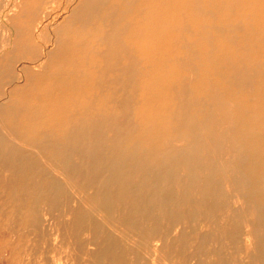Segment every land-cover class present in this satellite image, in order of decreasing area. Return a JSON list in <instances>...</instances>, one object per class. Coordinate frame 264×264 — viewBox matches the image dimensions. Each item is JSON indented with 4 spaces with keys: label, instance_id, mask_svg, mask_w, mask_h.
Listing matches in <instances>:
<instances>
[{
    "label": "bare ground",
    "instance_id": "1",
    "mask_svg": "<svg viewBox=\"0 0 264 264\" xmlns=\"http://www.w3.org/2000/svg\"><path fill=\"white\" fill-rule=\"evenodd\" d=\"M46 1L0 0V264H264V0H79L51 48Z\"/></svg>",
    "mask_w": 264,
    "mask_h": 264
},
{
    "label": "rangeland",
    "instance_id": "2",
    "mask_svg": "<svg viewBox=\"0 0 264 264\" xmlns=\"http://www.w3.org/2000/svg\"><path fill=\"white\" fill-rule=\"evenodd\" d=\"M79 0H75V4H72L71 6H69V3H67V0H62V1H60L59 2V5L57 4V6H56V8L54 9V10H52L50 13H49V18H48V21H47V26H44L43 27V34L45 35H43L42 33H41V38L43 39V40H45L46 38L48 39V38H51L52 40H51V42L48 44V43H46L45 44V48H48L49 46H50V48L53 46V44L55 43V37H54V35H53V31H55V29L57 28V27H59L62 23H63V21L69 16V13H70V10H72L74 7H75V5L77 4V2H78ZM50 2H51V0L49 1L48 0V2L46 1V2H44V4H43V6H42V8H41V10L39 11V14H38V16L37 17H39L38 18V20L40 21L42 18H41V15H42V13H43V11H44V9L47 7V6H49L50 5ZM62 2V3H61ZM59 6V7H58ZM62 6V7H61ZM69 6V7H68ZM64 8V9H63ZM59 9V10H58ZM70 9V10H69ZM67 10V11H66ZM69 11V12H68ZM42 12V13H41ZM63 12V13H62ZM67 13V14H66ZM61 14V15H60ZM59 15V16H58ZM52 18V19H51ZM57 20H56V19ZM62 18V19H61ZM53 20V21H52ZM56 22H55V21ZM61 20V21H60ZM57 22H59V23H57ZM49 23V24H48ZM55 23H57V24H55ZM54 26V27H53ZM52 33V34H51ZM49 45V46H48ZM249 154L248 153H244V155H243V157H245V158H247V156H248ZM248 172V174H247V176H248V178H249V176H250V173H249V171H244L243 170V173L244 174H246ZM261 178H264L263 176H261ZM262 186L260 185V186H258L257 184H255V186L252 188V190H253V192H252V197H251V202H253L256 206H257V208H259L260 209V207H264V202H263V199H261L260 197H259V194H258V191H262ZM254 190L257 192L256 193V195H254ZM260 195H261V193H260ZM236 197V196H235ZM235 199V198H234ZM264 227V226H263ZM246 259H243V261L244 262H246L245 261ZM248 262V261H247Z\"/></svg>",
    "mask_w": 264,
    "mask_h": 264
}]
</instances>
